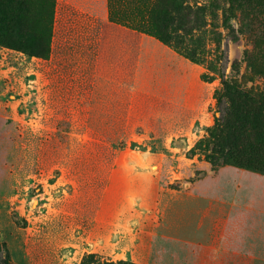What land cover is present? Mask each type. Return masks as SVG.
I'll return each mask as SVG.
<instances>
[{
    "label": "rangeland",
    "instance_id": "obj_1",
    "mask_svg": "<svg viewBox=\"0 0 264 264\" xmlns=\"http://www.w3.org/2000/svg\"><path fill=\"white\" fill-rule=\"evenodd\" d=\"M12 2L0 0L1 10ZM28 2L38 16L29 24L44 23L40 14L49 3ZM196 7L198 62L150 40L144 57H155V64L142 67L135 89L123 87V98L95 94L96 109L90 108L95 32L88 27L95 20L90 14L108 11V0H55L48 59L27 55L23 36L2 38L0 29V264H138L123 259V223L134 228L137 222L123 212V202L127 207L135 192V203L143 204L132 210L148 215L142 222L152 226L160 215V197L165 220L159 232L183 237L188 231L183 202L166 200L183 198L225 166L207 160L217 156L210 133L229 108L223 81L264 95V0H197ZM160 57H176L169 61L173 68ZM120 105L132 106L124 125ZM129 150L159 174L153 190L152 184L143 193L127 188ZM247 156L237 159L250 162ZM259 168L264 172V161ZM188 209L194 221L197 209Z\"/></svg>",
    "mask_w": 264,
    "mask_h": 264
},
{
    "label": "crops",
    "instance_id": "obj_2",
    "mask_svg": "<svg viewBox=\"0 0 264 264\" xmlns=\"http://www.w3.org/2000/svg\"><path fill=\"white\" fill-rule=\"evenodd\" d=\"M90 15L95 20L88 30L91 34L95 32L93 36L97 58L92 73L93 85L90 92L94 97L91 98L90 108L96 109L95 94L115 95L119 92L123 98L124 86L131 90L136 88L142 67L156 62L155 57H144L150 40L160 42L110 21L107 8ZM175 59L176 57H160L159 63L173 68L174 64L171 63ZM171 84L173 85L168 82L166 85L168 93L173 88ZM128 108L123 105L117 107L119 110L124 109L120 119L123 120V125L129 118L125 111H131L132 106ZM125 157L123 180L127 188L143 193L152 184L153 190L154 183H159V174L145 169L149 166L146 158L134 150H129ZM160 190L163 188H159L158 192ZM138 194L135 192L128 198L127 207L123 202V212L135 217L134 220L137 221L134 228L123 223V259L129 258L138 264H264V175L224 166L214 176L199 180L183 198H168L166 201L171 199L170 204L183 202L182 208L180 207L184 210L183 229L188 230L183 237L159 232L165 220L160 197L155 201L160 215L153 216L152 226L142 222L148 215L144 219V215L132 210L135 205L143 204L135 203ZM190 206L197 209L194 213L198 216L193 222L188 220L189 212H193L188 209ZM113 225L116 230L117 224ZM163 255H167V263Z\"/></svg>",
    "mask_w": 264,
    "mask_h": 264
},
{
    "label": "trees",
    "instance_id": "obj_3",
    "mask_svg": "<svg viewBox=\"0 0 264 264\" xmlns=\"http://www.w3.org/2000/svg\"><path fill=\"white\" fill-rule=\"evenodd\" d=\"M44 2L49 3L40 14L44 23L37 22L35 27L29 24V17L38 16L30 14L28 0H13L7 12L0 6V29L4 33L2 38L10 34L23 36L22 50L27 55L48 59L52 51L55 0H37L38 4ZM196 3L197 0H108L109 20L153 37L198 62L194 57H199L195 49L201 42L202 27L197 12L200 8H194ZM222 85L221 96L229 102V108L222 121L216 119V128L210 133L217 142L214 146L217 156L209 155L207 160L264 175L259 168L264 161V95L238 90L234 83L223 81ZM246 154L250 162L237 159Z\"/></svg>",
    "mask_w": 264,
    "mask_h": 264
}]
</instances>
